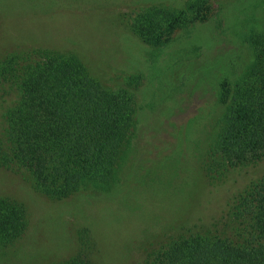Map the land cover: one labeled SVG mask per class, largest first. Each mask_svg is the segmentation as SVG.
<instances>
[{
	"label": "trees",
	"instance_id": "trees-1",
	"mask_svg": "<svg viewBox=\"0 0 264 264\" xmlns=\"http://www.w3.org/2000/svg\"><path fill=\"white\" fill-rule=\"evenodd\" d=\"M210 2L185 0L179 7L150 2L130 17L134 38L152 48H146V59L134 69L115 74L123 82L111 87L101 69L83 62L90 55L79 43L29 41L16 31L19 27L3 22L2 14L22 8L18 0H0V90L9 101L0 128V168L27 176L39 195L55 202L88 195L90 186L94 193L110 191L119 183L118 172L137 136L141 101L167 100L153 82H164L167 71L172 76L165 82L172 80L173 67L158 66V49L173 42L177 30L182 31L181 46L198 42L196 27L208 21ZM260 6L264 11V3ZM255 22L241 23L232 32L226 23L221 30L244 41L251 56L238 74L222 71L216 80L219 113L203 149V171L212 178L264 159V25ZM93 57L102 67L107 62L104 56ZM177 86L169 89L172 100ZM7 199H0V240L11 242L25 229L26 212L22 203ZM215 211L201 223L203 217L193 219L189 211L174 219L176 233L150 264H264V175ZM62 264L85 263L72 259Z\"/></svg>",
	"mask_w": 264,
	"mask_h": 264
},
{
	"label": "rangeland",
	"instance_id": "rangeland-1",
	"mask_svg": "<svg viewBox=\"0 0 264 264\" xmlns=\"http://www.w3.org/2000/svg\"><path fill=\"white\" fill-rule=\"evenodd\" d=\"M184 1L18 0L22 10L17 7L11 16L2 14V21L19 27L16 31L29 41L79 43L90 55L83 62L95 71L101 69L107 84L117 87L123 76L115 80L114 75L134 69L150 48L132 35L130 17L150 2L179 7ZM210 1L208 21L196 27L198 42L181 46L182 31L177 30L174 41L158 49V66L173 67L172 80L165 82L172 76L167 71L164 82H153L167 100L153 96L145 105L140 99L137 136L118 172L119 183L110 191L94 193L90 186L88 195L55 202L39 195L27 176L0 168V199H15L26 212L23 232L11 242L0 240V264H62L72 259L85 264H150L176 233L174 219L188 211L193 219L203 217L198 223L212 219L216 208L264 175V159L231 167L220 178L203 171V149L219 113L216 80L222 71L238 74L251 56L250 47L233 35H223L222 27L227 23L232 32L251 19L264 25L260 10L264 0ZM195 47V52L188 51ZM95 55L107 59L103 67ZM3 86L1 82L0 89ZM176 86L172 100L169 89ZM3 94L0 90V128L9 103Z\"/></svg>",
	"mask_w": 264,
	"mask_h": 264
}]
</instances>
